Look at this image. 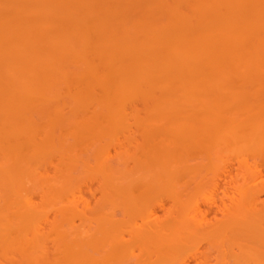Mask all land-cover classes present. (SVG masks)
<instances>
[{
  "label": "bare ground",
  "instance_id": "6f19581e",
  "mask_svg": "<svg viewBox=\"0 0 264 264\" xmlns=\"http://www.w3.org/2000/svg\"><path fill=\"white\" fill-rule=\"evenodd\" d=\"M263 157L264 0H0V264H264Z\"/></svg>",
  "mask_w": 264,
  "mask_h": 264
},
{
  "label": "rangeland",
  "instance_id": "374dc122",
  "mask_svg": "<svg viewBox=\"0 0 264 264\" xmlns=\"http://www.w3.org/2000/svg\"><path fill=\"white\" fill-rule=\"evenodd\" d=\"M251 173L247 174L243 172V168L240 162L236 159H229L215 175L212 185H214L213 196L209 200L200 201L201 214L206 219L208 224H212L222 218L224 203H229L227 194H232L234 188L238 184L248 183L251 186L261 185L264 180V157L258 161H252ZM255 169H258L255 171ZM247 176V177H245ZM227 193V194H226ZM87 199L90 200L91 204L94 205L100 192L98 184L93 180H88L82 187V193ZM264 201V191H260L257 195V202L261 204ZM171 200L165 197L163 201L155 206V211L159 215L164 213V208L170 204ZM207 252L209 257L213 260L215 257V250L208 247L207 243H203L197 252L187 257L188 264H197V261L202 257L203 252Z\"/></svg>",
  "mask_w": 264,
  "mask_h": 264
}]
</instances>
